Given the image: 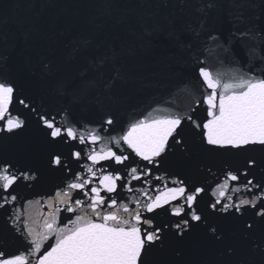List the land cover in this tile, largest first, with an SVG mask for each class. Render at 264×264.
Masks as SVG:
<instances>
[{
    "label": "snow or ice",
    "instance_id": "6c2138e0",
    "mask_svg": "<svg viewBox=\"0 0 264 264\" xmlns=\"http://www.w3.org/2000/svg\"><path fill=\"white\" fill-rule=\"evenodd\" d=\"M189 2L103 6L164 10ZM215 6L196 8L197 25L167 20L139 36L150 44L158 34L184 54L201 98L187 111L149 113L116 135L117 115L101 99L124 79L115 48L58 85L65 99L58 110L38 101L36 84L0 55V264H264V0H244L241 11L210 26ZM97 20L109 31L127 23L119 15ZM225 61L247 70L225 80L213 70ZM198 109L203 120L193 115ZM45 176L59 178L54 192L22 212L17 190ZM119 191L139 195L118 202ZM10 240L21 247L11 250ZM197 247L215 258L194 259Z\"/></svg>",
    "mask_w": 264,
    "mask_h": 264
},
{
    "label": "water",
    "instance_id": "95a60500",
    "mask_svg": "<svg viewBox=\"0 0 264 264\" xmlns=\"http://www.w3.org/2000/svg\"><path fill=\"white\" fill-rule=\"evenodd\" d=\"M107 2L0 0V55H8L10 68L22 70L26 80L36 84L35 95L38 101L43 100L58 110L65 103L64 97L58 92V85L75 82L89 60L104 54L110 47L115 48L119 53L116 67L121 69L124 79L118 81L111 97L105 95L101 99L117 115L118 126L111 133L116 135L131 122L149 113L160 115L169 111H187L201 98V89L188 72L184 54L158 34L149 38L150 44L142 41L139 36L143 29L157 22L167 23V20L174 21L176 28L186 24L197 25L201 16L196 8L209 3L216 5L208 9L206 17L212 26L219 19H228L229 13L241 11L237 5L244 0H190L184 8L164 10L128 6L112 9L103 6ZM250 2L259 4L261 0ZM121 3L127 5L131 0H121ZM154 11L156 16L152 15ZM255 11L259 15V9ZM113 15L126 18V25L112 31L99 26L98 17ZM45 63L50 65L51 75H47L48 70L43 67ZM213 70L214 74L219 73L228 80L247 69L243 65L225 61L222 64L214 63ZM108 71L113 69L110 67ZM78 110L82 116L87 117L86 111ZM193 115L203 120L206 113L198 109ZM155 174H161L160 170H156ZM148 179L153 186L160 183L151 177ZM93 183H98V180ZM57 184L59 178L45 176L33 187H21L17 190V206L23 212L28 207V201L46 198L54 192ZM132 185L141 188L145 186L142 181H133ZM113 195L117 196L118 202L127 203L129 197L139 193L119 191ZM35 207L29 211H34ZM5 218V211L0 209V233L5 231ZM9 247L15 250L21 245L10 240ZM192 255L194 259L215 258L214 251L207 247H197Z\"/></svg>",
    "mask_w": 264,
    "mask_h": 264
}]
</instances>
